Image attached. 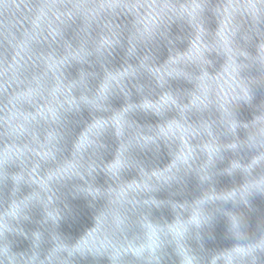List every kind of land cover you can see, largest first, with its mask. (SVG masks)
I'll return each mask as SVG.
<instances>
[{
	"label": "water",
	"instance_id": "obj_1",
	"mask_svg": "<svg viewBox=\"0 0 264 264\" xmlns=\"http://www.w3.org/2000/svg\"><path fill=\"white\" fill-rule=\"evenodd\" d=\"M0 264H264V0H0Z\"/></svg>",
	"mask_w": 264,
	"mask_h": 264
}]
</instances>
